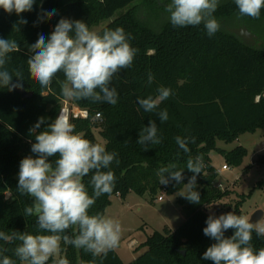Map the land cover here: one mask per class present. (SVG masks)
Segmentation results:
<instances>
[{
  "label": "trees",
  "instance_id": "16d2710c",
  "mask_svg": "<svg viewBox=\"0 0 264 264\" xmlns=\"http://www.w3.org/2000/svg\"><path fill=\"white\" fill-rule=\"evenodd\" d=\"M134 1L35 0L33 10L19 16L0 8V38L15 40L20 47L19 52L9 54L5 67L14 82L16 72L21 74L23 87L19 89L31 94L29 100H23L14 90L0 87V231L46 234L38 228L34 215H25L24 209L32 205L33 198L18 189L15 176L19 173L20 161L33 155L31 144L35 143V136L30 135V128L40 117H45L46 122L37 130L43 131L60 114L65 99L61 82L65 76L63 71L58 72L51 82V90L35 81L27 62L32 55L29 46L37 41L39 34L47 42L61 18L83 21L91 30ZM53 9L55 15L51 19L44 16ZM213 15L219 23L246 27L264 41V8L259 18H252L240 14L235 0H225ZM21 18L27 23H20ZM116 28H123L131 46L138 50L132 66L119 70L111 81L110 87L116 89L118 102L111 105L70 98L73 106L87 113L86 119L69 118L75 133L97 144L92 130L99 129L106 151L118 154L109 168L104 169L115 175L113 191L97 198L89 215H104L112 197L124 200L129 193L154 197L160 192L170 196L180 192L194 175L186 168L187 160L202 156L204 168L197 175L195 189L200 193V203L180 199L178 203L184 213L181 225L175 230L165 226L161 233L154 232L142 245L146 248L144 253L129 264H214L202 259L206 249L215 243L203 233L210 216L205 208L221 200L224 193L214 186L217 173L208 155L218 151L227 167H238L247 155L246 150L243 147L230 152L217 150L216 141L230 144L243 134L264 129V47H245L232 33L221 28L209 37L203 24L174 27L167 21L154 32L133 10L122 12L98 33ZM149 73L154 77L151 85L147 83ZM160 86L170 88L172 95L153 112L144 111L137 97H155ZM164 109L169 119L161 123L158 113ZM149 121L156 122L161 143L145 151L137 140ZM177 136L188 139V152L176 143ZM58 158L59 154L49 158L53 166ZM169 164L183 170L180 183L174 180L166 185L160 183L157 173ZM255 165L264 168V155L257 158ZM92 174L83 178L89 195L93 193ZM233 213L241 215L240 208L236 206ZM234 231L227 230L225 236L231 237ZM69 234H73L72 229ZM19 243L0 241V246L8 249L4 255L11 257L15 264L23 263L14 254ZM251 244L254 250L264 248V237L253 231ZM61 247L69 264H123L114 249L94 257L71 245ZM48 264H52L51 259Z\"/></svg>",
  "mask_w": 264,
  "mask_h": 264
},
{
  "label": "clouds",
  "instance_id": "9594fccd",
  "mask_svg": "<svg viewBox=\"0 0 264 264\" xmlns=\"http://www.w3.org/2000/svg\"><path fill=\"white\" fill-rule=\"evenodd\" d=\"M35 0H0V8L18 16L33 10ZM241 15L259 18L264 0H235ZM219 0H171L166 6L170 23L174 27L199 26L203 24L209 37L220 30V24L214 17ZM55 10L46 11L44 16L51 19ZM20 23L27 21L21 18ZM123 28L104 30L102 33L90 30L88 24L80 20L61 18L50 37L45 40L43 34L29 46L32 53L27 60L31 77L41 86L49 87L53 77L63 71L65 81L61 82V93L64 97L76 100H91L93 103L105 102L115 105L118 93L110 87L111 81L119 70L132 66L137 49L129 42ZM19 44L15 40L0 38V87L13 91L22 88L20 73L16 72V81L5 65L10 53L19 52ZM154 77L148 75L147 83L151 85ZM157 95L147 98L137 97L140 107L146 112H153L161 102L172 95L170 88L160 86ZM161 123L167 122L169 115L166 109L159 113ZM46 122L40 117L29 130L35 136L31 144L33 155L20 161L18 189L33 198L31 206H26V216H35L38 228L46 234H30L27 232L0 231V241L20 243L14 254L23 264H69L62 255L61 245H71L83 249L94 257L106 255L120 243L121 225L118 221L101 214L89 215V209L96 199L103 194H110L115 186V175L108 169L118 155L107 152L100 144L75 133V126L61 112L58 117L43 131H37ZM176 143L185 152L189 141L177 136ZM192 142H195L194 138ZM138 144L148 147L161 143L155 121L140 130ZM55 166L49 160L57 156ZM119 163V160H116ZM186 168L192 172L186 193L181 194L192 203H200V193L196 191L197 175L204 168L202 156L189 158ZM91 175L92 195H89L83 178ZM183 170H176L175 164L159 169L157 175L161 184L171 181L180 183ZM167 174V176H166ZM203 229L205 236L214 240L203 253V260L214 264H264V248L254 250L251 241L252 233L264 237V223L250 222V218L233 212L216 217L210 215ZM73 234H69V230ZM234 229L231 237L225 232ZM8 249L0 246V264H15V261L4 255Z\"/></svg>",
  "mask_w": 264,
  "mask_h": 264
},
{
  "label": "rangeland",
  "instance_id": "374dc122",
  "mask_svg": "<svg viewBox=\"0 0 264 264\" xmlns=\"http://www.w3.org/2000/svg\"><path fill=\"white\" fill-rule=\"evenodd\" d=\"M223 1L225 0H219V4ZM170 2L171 0H135L128 8L116 12L110 20L99 23L91 30L99 32L122 12L133 10L141 21L145 22L152 31L157 32L164 22L170 21L169 13L166 11V6ZM219 24L220 28L228 33L240 28L231 23ZM261 47H264V43L259 48ZM71 106L70 98L65 97L61 110L64 107L70 109ZM99 132V129H93V137L97 144L104 146L105 142ZM215 146L217 150L225 152L243 147L247 155L240 166L228 167L227 171H221L217 175L214 186L224 193V196L218 202L206 206L207 213L218 217L233 212L238 206L241 215L248 216L250 221L257 211L262 212L257 222L264 223V168L255 165L257 158L264 155V129L243 134L230 144L216 141ZM208 157L215 169H221L225 165L224 158L218 151L211 152ZM15 179L19 180V173ZM186 191L184 186L180 192L171 196L164 192L154 197L149 194L138 196L129 193L124 200L118 197L111 198L104 216L118 221L121 225L120 243L114 250L119 254L123 264L131 263L144 253L146 248L142 245L154 232L161 233L165 226L176 229L181 225L184 213L178 201L184 198L181 194ZM159 197L162 200L158 201Z\"/></svg>",
  "mask_w": 264,
  "mask_h": 264
},
{
  "label": "water",
  "instance_id": "95a60500",
  "mask_svg": "<svg viewBox=\"0 0 264 264\" xmlns=\"http://www.w3.org/2000/svg\"><path fill=\"white\" fill-rule=\"evenodd\" d=\"M232 34L245 46L248 48H254L255 44L257 43V48H259L262 43L260 41L257 42V37L248 31L245 27L237 28L232 31ZM23 100H29L31 98V94L25 92L22 89H15L14 90ZM262 215V212L257 211L250 222L256 223ZM183 255V253H182Z\"/></svg>",
  "mask_w": 264,
  "mask_h": 264
},
{
  "label": "built area",
  "instance_id": "2783aa9c",
  "mask_svg": "<svg viewBox=\"0 0 264 264\" xmlns=\"http://www.w3.org/2000/svg\"><path fill=\"white\" fill-rule=\"evenodd\" d=\"M61 112H65V115L67 116L68 119L70 117L74 119H78V118L86 119L87 118V113L85 111H82L73 105L71 106L70 109H68L67 107H64V109H62ZM98 118H99V115H96V119ZM227 168L228 167L224 165L223 167H221V169H216L217 175H219L221 171H227L228 170ZM160 200H162L161 197L158 198V201Z\"/></svg>",
  "mask_w": 264,
  "mask_h": 264
},
{
  "label": "flooded vegetation",
  "instance_id": "af4514ba",
  "mask_svg": "<svg viewBox=\"0 0 264 264\" xmlns=\"http://www.w3.org/2000/svg\"><path fill=\"white\" fill-rule=\"evenodd\" d=\"M241 27H243V26H240V28H241ZM245 28H246V27H245ZM246 29H247V28H246ZM247 30H248V29H247ZM248 31H249V30H248ZM250 32H251V31H250ZM251 33H252V32H251ZM252 34H253V33H252ZM254 35H255V34H254ZM255 36H256V35H255ZM256 37H257V36H256ZM258 41H260L261 43H264V42H262V41L257 37V42H258ZM254 47H257V43L255 44Z\"/></svg>",
  "mask_w": 264,
  "mask_h": 264
},
{
  "label": "crops",
  "instance_id": "0c3cea01",
  "mask_svg": "<svg viewBox=\"0 0 264 264\" xmlns=\"http://www.w3.org/2000/svg\"><path fill=\"white\" fill-rule=\"evenodd\" d=\"M183 221H184V219H183ZM167 227V226H166ZM167 228H169V227H167ZM170 230H175V229H171V228H169ZM116 254H117V256L119 257V254L117 253V251H116ZM119 259H120V257H119ZM135 260V259H134Z\"/></svg>",
  "mask_w": 264,
  "mask_h": 264
},
{
  "label": "bare ground",
  "instance_id": "6f19581e",
  "mask_svg": "<svg viewBox=\"0 0 264 264\" xmlns=\"http://www.w3.org/2000/svg\"><path fill=\"white\" fill-rule=\"evenodd\" d=\"M65 114V112H63Z\"/></svg>",
  "mask_w": 264,
  "mask_h": 264
}]
</instances>
